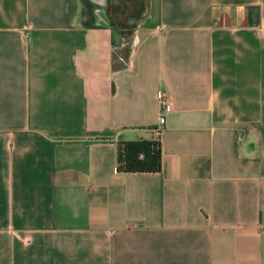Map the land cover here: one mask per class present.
Returning a JSON list of instances; mask_svg holds the SVG:
<instances>
[{"label":"crops","instance_id":"crops-1","mask_svg":"<svg viewBox=\"0 0 264 264\" xmlns=\"http://www.w3.org/2000/svg\"><path fill=\"white\" fill-rule=\"evenodd\" d=\"M88 1L0 0V264H264V0Z\"/></svg>","mask_w":264,"mask_h":264},{"label":"trees","instance_id":"trees-1","mask_svg":"<svg viewBox=\"0 0 264 264\" xmlns=\"http://www.w3.org/2000/svg\"><path fill=\"white\" fill-rule=\"evenodd\" d=\"M87 26H92V7L83 0ZM148 0H106L103 8L110 26L120 40L114 43V57L127 59L132 48L135 27L144 18ZM123 44V45H122ZM161 145L158 140L135 139L117 143V167L120 172H158L161 169Z\"/></svg>","mask_w":264,"mask_h":264},{"label":"built area","instance_id":"built-area-1","mask_svg":"<svg viewBox=\"0 0 264 264\" xmlns=\"http://www.w3.org/2000/svg\"><path fill=\"white\" fill-rule=\"evenodd\" d=\"M160 103V115L158 117V123L162 125L165 122V113L172 109V99L168 94L158 93ZM159 127L155 128V135L159 136Z\"/></svg>","mask_w":264,"mask_h":264}]
</instances>
